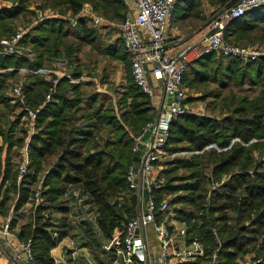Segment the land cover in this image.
Returning a JSON list of instances; mask_svg holds the SVG:
<instances>
[{"label":"trees","instance_id":"trees-1","mask_svg":"<svg viewBox=\"0 0 264 264\" xmlns=\"http://www.w3.org/2000/svg\"><path fill=\"white\" fill-rule=\"evenodd\" d=\"M9 1H12L10 5L0 7V36L13 35L15 20L30 12L28 0ZM84 1L93 2L95 8H102L111 18L126 15L122 0H44V5L58 7L62 13L70 10L76 14ZM213 1L230 3L234 0ZM199 3L200 0H176L174 16L179 11L182 16L194 14ZM75 21L56 16L39 19L21 40L32 46L34 61L0 55V69L13 67L0 72V136L6 144L0 205L6 206L10 191H17L11 206L19 210L32 198L31 186L38 181V174L43 173L40 201L18 232L21 240L31 239L30 264H56L51 249L71 228V206L63 198L70 186L80 187L87 195L84 203L89 205V211H94L95 221L105 237L110 238L117 229L123 231L127 219L136 213L138 202L127 181L128 165L132 161L137 163L139 156L131 149L132 135L140 133L156 112L151 98L135 83L130 62V75L115 100L117 108L106 93L86 89L93 85L91 79L73 82L62 77L56 92L46 101L52 82L41 73L28 74L23 82V102L13 101L9 89L18 67L41 66L54 57L74 56L77 64L73 76L79 77L84 69L90 73L89 67L94 64V61H81L77 57L84 44H91L113 58L128 59L121 44L98 45L99 33L87 23V17L78 14ZM225 34L229 41L264 40V5L231 20ZM194 81L216 84L219 91L207 94L220 96L223 106L228 107L227 112L219 117L187 112L172 120L165 148L195 152L188 157L174 158L166 171L167 181L154 193L159 199L166 190H188L174 198L183 203L174 211L178 219L189 225L191 234L187 235V241L198 238L204 254L182 264H209L208 255L216 247L214 231L221 241L218 264H239L237 258L250 251L255 252L257 262L254 264H264V57L242 61L214 53L203 55L189 63L183 73V85ZM233 86L254 93L251 97L238 95L231 91ZM226 89L230 92L228 101L223 93ZM38 107L35 130L29 140V169L33 172L18 181L16 147L24 142L27 133L22 117L28 109ZM16 108L19 111L16 112ZM11 114H14L13 119ZM233 137L243 142L257 140L248 144L234 141L222 150L210 146L213 143L227 146ZM2 150L0 146V152ZM207 166H211V175L216 179L228 175L220 188L212 190L208 196L203 193L206 190L203 169ZM178 168L189 173L177 178L173 172ZM174 180L179 182L174 183ZM7 182L9 185L4 187ZM52 211L60 213V217L54 220ZM160 219L158 211L155 220Z\"/></svg>","mask_w":264,"mask_h":264},{"label":"built area","instance_id":"built-area-1","mask_svg":"<svg viewBox=\"0 0 264 264\" xmlns=\"http://www.w3.org/2000/svg\"><path fill=\"white\" fill-rule=\"evenodd\" d=\"M264 5V0H234L231 5L223 9L207 25V30L196 40L179 41L170 44L167 37V29L172 23L176 9V0H130L128 12L119 25L118 37L128 53L131 73L135 83L150 98L156 95V89L150 84L148 71L161 79L162 96L153 118L148 120L140 133L133 136L132 151L139 154L138 161H132L127 169V181L129 187L137 197L136 213L125 222L123 231H119L118 245L115 249L116 258L113 264H137L147 260V240L145 228L152 225V230L158 245L157 264H182L203 256L204 247L201 241L194 237L187 241L189 225L186 221L176 217L175 211L170 209L168 197L157 198L155 189L162 183L157 181V170L160 162L167 155L166 143L170 133L172 120L181 114L187 113V93L183 85L182 76L188 64L203 55L214 53L217 55L232 56L242 61L256 60L264 57V46H245L228 41L225 38V29L229 21L244 15L247 11ZM35 23L44 15L37 13ZM87 17L93 27H97L104 21L102 17L80 14ZM49 16H55L49 15ZM76 21L73 20V23ZM34 23V24H35ZM25 34L23 30L17 31L9 37L0 38V55H11L28 58L34 61L33 51L30 45L22 42ZM53 69L48 65H24L16 70L18 74L28 75L41 73L52 82L50 91L45 100H49L56 92V85L60 78L67 77L75 82L80 77H73L70 72L56 67V65L69 63L68 58H53ZM13 67H5L0 71H10ZM23 82H16L10 86V95L13 101L23 102ZM39 107L28 109L22 117L27 129L25 143L19 149L17 161V180L20 181L29 169V140L35 130L34 119ZM257 140L251 139L243 142L238 137H233L227 146L218 150L226 149L234 141L243 144ZM65 196L71 204V212H80V209L88 208L84 203L87 195L82 193L80 187L70 186ZM32 198L36 203L40 201V189H35ZM69 203V205H70ZM161 213L159 222L155 220L156 212ZM95 220L94 211H88ZM83 217L76 213L74 222L78 224ZM7 228V225L5 226ZM144 229V230H143ZM7 231V230H6ZM216 247L211 251L209 264L219 263V250L221 241L214 231ZM30 242L28 238L24 245L30 255ZM76 246H72L73 254ZM257 262L254 261L253 264Z\"/></svg>","mask_w":264,"mask_h":264},{"label":"rangeland","instance_id":"rangeland-1","mask_svg":"<svg viewBox=\"0 0 264 264\" xmlns=\"http://www.w3.org/2000/svg\"><path fill=\"white\" fill-rule=\"evenodd\" d=\"M12 1L9 0H0V7L1 5H10ZM122 2L126 6V13L128 12L130 0H122ZM233 2V1H232ZM232 2H225V3H220V2H214L213 0H200L199 5L197 6V10H195L197 13H203L201 16L198 15L194 19L196 22V25H200V27L197 29V31L201 30H207V25L208 23L216 17L223 9L227 8L229 5L232 4ZM28 9L30 12L24 13L18 16V18L15 20V32L23 30L25 33L29 32L31 27H33L35 21L38 18L37 13L40 11L43 13L44 16H49V15H55L56 17H63L73 21L76 19V15L78 14H85L88 15V18L92 15H97L103 18L102 24H100L97 27H94L97 29L99 36H98V45L100 47L105 46L109 43H120V41L115 40L116 35L119 34V25L122 21V17L120 19H114L109 17L103 9H97L95 8V5L93 2L90 1H84L83 4L81 5V8L78 13L74 14L70 10H65V12H61L60 9L57 8H52L49 5H44V0H28ZM28 10V11H29ZM32 10V12H31ZM62 13V14H61ZM87 23L91 25V22L89 19L87 20ZM198 27V26H197ZM24 36V35H23ZM226 36V34H225ZM2 37H7V36H0ZM186 40H195L191 37H184ZM231 38V37H230ZM226 39L229 41L226 37ZM232 40V39H231ZM233 43H237L240 45H245V46H251V45H260L264 46V40H257L255 43H247L246 41H230ZM26 44V43H25ZM30 45V44H28ZM30 47H32L30 45ZM217 55V54H216ZM33 56L35 57V54L33 53ZM68 58L69 63L66 64V68L63 64L56 65V67L60 69H64L67 72H70L71 75L73 76V69L75 68L77 64V60H74V56H67L63 55L61 57H54L56 58ZM77 57L81 59V61H94L89 67L90 73L87 72L86 69H84L81 72V75L79 76L81 80H87L91 79L93 81V85L88 86L86 89L88 90H94L97 92H102L106 93L107 96L111 97L113 99L115 108L116 106V97H119L120 95V90L122 87L125 86L127 77L130 75V59L128 56V59L122 60L119 58H113L109 55L103 54L102 52L96 50L91 44H84L82 46V51L77 54ZM54 59H50L46 61L44 64L48 65L51 69H53V61ZM12 67V66H11ZM8 71V70H7ZM1 72V71H0ZM87 73V74H86ZM89 74V75H88ZM27 75H20L17 74L11 79L10 84H14L16 82H25L27 80ZM44 77H46L44 75ZM74 77V76H73ZM47 78V77H46ZM79 79V80H80ZM76 82V81H75ZM186 87V93H187V108L189 112L193 113H200V114H208V115H216L219 117L220 115H223L224 113L227 112L228 107L225 105L223 106L222 98L220 96H214L213 94H207L210 91H219V89L216 87L217 85L212 83V82H206V83H198L197 81H194L193 83H188L187 85H184ZM247 87V86H244ZM231 91H234L235 94L238 95H249L250 97L253 95L254 91L253 90H248L246 88H240L233 86L231 88ZM10 93V89H9ZM224 96H226V100L228 101V98L230 96V92L226 89L224 90ZM15 111H19L18 108L15 109ZM10 117L13 119L14 114H11ZM135 135H132V137ZM24 138H26V133L24 134ZM264 141V138L262 139ZM25 143L22 142L20 145L16 147V150L18 151L19 147ZM217 146V145H216ZM212 146L217 149L219 146ZM210 147V146H209ZM218 150V149H217ZM167 155L163 161L160 162V167L157 170V181L159 183H165L167 181V174L166 171L169 167V163L177 157H188L191 155L193 152L192 150H187L183 148H179L176 151H170L167 150ZM257 154H259L257 152ZM14 160H19V158H14ZM17 161H16V170H17ZM171 171V169H169ZM211 166H207L206 168L203 169V173L205 176V182L204 187L206 190H203V193L208 196V194H211L212 190H218L220 186L222 185V182L225 180V177H227V174H224L221 176L220 179H216L211 175ZM172 173V172H170ZM189 173V170H185L182 168H178L173 172V175H177V178H184L186 177L185 175ZM17 175V173H16ZM42 176L43 173L38 174V181L35 182L31 187L33 190L35 189H41L42 187ZM188 180V178H186ZM179 180H174V183H178ZM10 182H7L6 185H9ZM188 190H179L175 192H170V191H164L163 197H168L169 199V204H170V209L173 211L175 210V207H180L183 205L182 202H177L174 198L177 197L179 194L187 192ZM1 194H3V190H1ZM33 194V193H32ZM9 200L7 201L6 206L10 207L16 196H17V191L13 193V191H10L9 193ZM63 198L68 202L66 196L64 195ZM69 203V202H68ZM88 208H86L87 210ZM88 211V210H87ZM30 213L28 212L25 217L23 218V221H26L28 219V216ZM52 217L54 220L60 217V213H57L55 211H52L51 213ZM76 213L72 211L69 213V217L72 218V220L75 218ZM118 230V229H117ZM119 231V230H118ZM108 243V241H107ZM255 253V252H254ZM243 258V256H242Z\"/></svg>","mask_w":264,"mask_h":264},{"label":"crops","instance_id":"crops-1","mask_svg":"<svg viewBox=\"0 0 264 264\" xmlns=\"http://www.w3.org/2000/svg\"><path fill=\"white\" fill-rule=\"evenodd\" d=\"M201 14L203 13H185V15L182 16L183 13L179 11L178 14L177 12V14L173 16L172 23L166 32L170 44L173 45L179 41H186L184 38L185 36L195 40L201 37L206 30L197 31L200 25H196L194 21V19L198 17V15L201 16ZM115 40L120 41L118 35H116ZM118 44L122 45L121 41ZM148 77L150 84L156 89V95L151 98V102L156 111L160 97L162 96V82L161 79L155 77L151 71H148ZM0 146L3 147V150L0 152L2 165V168H0L1 200V179L6 149V144H3L1 136ZM36 204L35 200L30 198L17 211H15L12 206L7 207L0 205V264L31 263L30 255L24 245L25 241L18 237V232L21 224L24 222V215L28 212L32 213ZM71 204L72 203H70V206ZM87 210L80 209V212H78L79 209L77 211L74 210L75 213H80V217H83V219L76 224L74 219L72 220V218H70L71 228L68 235L64 236L58 244L51 249V255L56 264H113V260L116 258L115 249L118 245L119 237L117 234H119V231L115 230L110 238L105 237L99 230L92 215L88 212L89 210ZM6 225L7 228H5ZM145 234L148 245L147 260L145 262H138L137 264H157L158 245L152 230V225H148L145 228ZM73 245L76 246V252L74 254L72 252ZM254 256V251H250L243 255V258L241 256L238 257L237 261L239 264H253L255 261Z\"/></svg>","mask_w":264,"mask_h":264}]
</instances>
